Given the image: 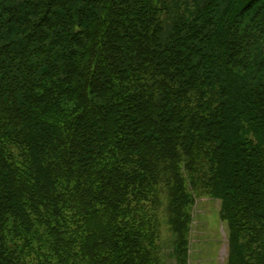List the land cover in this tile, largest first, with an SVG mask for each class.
Here are the masks:
<instances>
[{"label":"trees","instance_id":"16d2710c","mask_svg":"<svg viewBox=\"0 0 264 264\" xmlns=\"http://www.w3.org/2000/svg\"><path fill=\"white\" fill-rule=\"evenodd\" d=\"M162 187L264 264V0H0V264H157Z\"/></svg>","mask_w":264,"mask_h":264},{"label":"rangeland","instance_id":"374dc122","mask_svg":"<svg viewBox=\"0 0 264 264\" xmlns=\"http://www.w3.org/2000/svg\"><path fill=\"white\" fill-rule=\"evenodd\" d=\"M169 192L168 187H162V199L157 205L140 204L137 215L129 213L124 217L125 235L135 233L143 247L152 245L156 251L160 250L157 264H228L230 230L222 216V200L203 195L189 210L188 220L176 214L183 228L177 231L173 225L176 210L169 200Z\"/></svg>","mask_w":264,"mask_h":264}]
</instances>
